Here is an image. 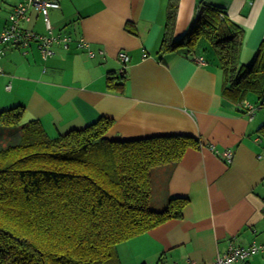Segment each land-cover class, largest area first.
Wrapping results in <instances>:
<instances>
[{"label": "crops", "instance_id": "obj_1", "mask_svg": "<svg viewBox=\"0 0 264 264\" xmlns=\"http://www.w3.org/2000/svg\"><path fill=\"white\" fill-rule=\"evenodd\" d=\"M23 0H0V31L12 8ZM201 2L221 6L244 30L239 61L248 63L264 42V0H179L174 34L188 26ZM168 0H59L50 8L53 34L71 37L67 48L53 45L44 58L35 42L6 46L0 58V109L24 105L49 135L65 133L105 116L115 140L188 134L203 140L190 148L165 181V195L189 202L180 219L136 236L141 252L155 260L139 264H214L229 244L264 243V146L256 130L264 120L223 95L217 66L198 62L185 48L160 56ZM24 29L47 34L44 16L29 8ZM83 39L85 47H78ZM123 50L129 60L122 85ZM10 85L9 88H6ZM253 103V102H252ZM56 135V136H57ZM231 149L233 159L217 156ZM162 191V189H161ZM234 264H264V253Z\"/></svg>", "mask_w": 264, "mask_h": 264}, {"label": "trees", "instance_id": "obj_2", "mask_svg": "<svg viewBox=\"0 0 264 264\" xmlns=\"http://www.w3.org/2000/svg\"><path fill=\"white\" fill-rule=\"evenodd\" d=\"M178 5L168 0L160 56L185 48L220 69L225 97L240 105L252 94L254 107L264 108V42L241 63L243 28L207 2L175 35ZM114 78L125 73L108 77L109 87H120ZM23 111L22 104L0 109V264H121L119 242L182 218L188 197L165 195V181L188 149L204 144L200 137L110 139L105 116L50 137L36 118L20 123ZM256 133L264 146V120ZM157 185L159 207L151 204Z\"/></svg>", "mask_w": 264, "mask_h": 264}, {"label": "built area", "instance_id": "obj_3", "mask_svg": "<svg viewBox=\"0 0 264 264\" xmlns=\"http://www.w3.org/2000/svg\"><path fill=\"white\" fill-rule=\"evenodd\" d=\"M57 7H59V0H23L15 5L8 15L7 26L0 31V58L2 57L6 46L26 48L31 42L37 44L44 58L54 54L55 51L53 45H60L63 48H67L71 41V37L66 34H53L47 16L50 8ZM29 8H34L42 13L46 28L48 29L47 34L35 33L22 27L21 21H28L30 19L27 13ZM86 45L87 44L83 39L77 41L78 47H85ZM117 55L121 61V67L119 68L118 73H125L129 57L123 50H120ZM197 61L203 62L202 58H198ZM9 86L10 85H7L6 88H9ZM240 105L247 108L250 113L255 109L254 105L247 99L243 100ZM207 147L213 150L217 156L222 157L226 161H231L233 159L234 152L231 149L218 150L213 145H208ZM257 252L264 253V243L251 242L245 246L229 244L228 248L217 256L214 264H234L237 260L246 261L250 255ZM185 264L193 263L188 262Z\"/></svg>", "mask_w": 264, "mask_h": 264}, {"label": "rangeland", "instance_id": "obj_4", "mask_svg": "<svg viewBox=\"0 0 264 264\" xmlns=\"http://www.w3.org/2000/svg\"><path fill=\"white\" fill-rule=\"evenodd\" d=\"M7 24H8V22L6 20L5 27L7 26ZM203 45H204V47L206 46L205 42L200 43L199 46H198V49L199 50L202 49ZM203 53H204L205 56H207V55L209 56L211 54V51H210V49L207 48ZM254 98H255V96L251 94V95H249L248 100H251L253 102ZM255 114H257L258 118H260V117L263 116L264 110L258 108V109H256ZM262 119H264V116L262 117ZM27 120L28 119L25 116H23L20 123H24ZM45 133L47 135H49L47 133V131H45ZM56 135L57 134H53V135H49V136L50 137H55ZM162 168L163 167H159L158 170L161 171ZM156 179L159 180V175L157 176ZM160 188H161V186L160 187H158V185L154 186L152 194H151V204L155 205L157 207L161 206L163 204V202H164L162 196H160V194H159V189ZM143 234H145V233H143ZM139 235H141V234H139ZM135 238H136V236L132 237L130 239H127L125 241L119 242L116 245V252H117V255L119 257V260H120L121 264H133L132 263V258L135 256V252H141L142 253V250L138 249V248L141 247V244H139L137 242L138 239H135ZM137 258L139 260H136L135 264H139L140 262L145 261V259H146V261H149V262L152 261V260H155V255L153 256L150 253L149 254L147 253L145 255L139 254ZM133 259H135V258H133Z\"/></svg>", "mask_w": 264, "mask_h": 264}]
</instances>
